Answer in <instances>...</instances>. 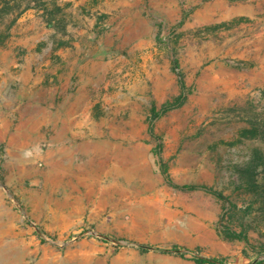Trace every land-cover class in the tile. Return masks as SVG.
Wrapping results in <instances>:
<instances>
[{
	"label": "rangeland",
	"instance_id": "1",
	"mask_svg": "<svg viewBox=\"0 0 264 264\" xmlns=\"http://www.w3.org/2000/svg\"><path fill=\"white\" fill-rule=\"evenodd\" d=\"M19 3L2 93L27 60L72 66L94 129L70 163L0 143V264H264V0Z\"/></svg>",
	"mask_w": 264,
	"mask_h": 264
},
{
	"label": "crops",
	"instance_id": "2",
	"mask_svg": "<svg viewBox=\"0 0 264 264\" xmlns=\"http://www.w3.org/2000/svg\"><path fill=\"white\" fill-rule=\"evenodd\" d=\"M0 52L3 54L6 50L0 48ZM7 68V64L0 67V143H5L8 159L25 167H31L40 159L57 164L66 160L70 163L80 147V144L72 147L71 133L85 127L88 132L94 129L88 124L90 121L80 126L77 120L78 116L81 119L91 117L78 106L89 102L85 85L72 82V66L61 69L57 65H46L34 73L27 60L18 70L19 92L16 96H5L2 90L8 83V76H12ZM41 141L47 142L48 148L40 149ZM80 149L90 150L89 147Z\"/></svg>",
	"mask_w": 264,
	"mask_h": 264
},
{
	"label": "trees",
	"instance_id": "3",
	"mask_svg": "<svg viewBox=\"0 0 264 264\" xmlns=\"http://www.w3.org/2000/svg\"><path fill=\"white\" fill-rule=\"evenodd\" d=\"M20 0H0V14L4 13H9V12H14L16 9L20 8ZM29 8V5H25L20 9L19 12H22L23 10ZM181 103L180 98L177 99L176 103L173 105H170L169 108L179 105ZM255 128V127H253ZM163 172L166 174V171L164 168H162ZM184 188H193L192 186H184ZM228 238H233V239H242L246 240V238L238 233H231L227 235ZM145 246H142L140 249L145 250ZM167 252H178L177 248H171L167 249ZM197 263H208V264H221V262L216 259V258H195Z\"/></svg>",
	"mask_w": 264,
	"mask_h": 264
}]
</instances>
